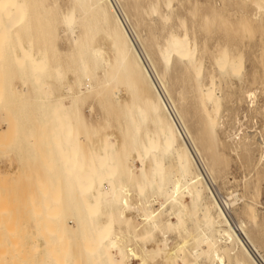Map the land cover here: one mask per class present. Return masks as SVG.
<instances>
[{
	"label": "bare ground",
	"instance_id": "1",
	"mask_svg": "<svg viewBox=\"0 0 264 264\" xmlns=\"http://www.w3.org/2000/svg\"><path fill=\"white\" fill-rule=\"evenodd\" d=\"M253 3L256 13L232 22L215 5L207 12L198 2L182 8L180 0H68L66 7L61 0H0V81L4 61L20 84L11 85L13 75L9 86L0 82V107L9 94L16 119L33 112L36 123L28 125L26 141L36 150L39 125L42 163L50 179L60 172L66 191L57 201L53 192L56 202L44 213L54 222L50 235L56 233L63 254L55 259L57 251H48L52 264H78L76 244L84 264H264V236L252 231L257 200L245 205L246 222L234 225L227 210L238 203L221 199L212 188L228 152L250 161L264 142V130L257 133L259 144L257 135L239 131L221 136L231 116L239 121L230 104L248 100L254 108L256 93L264 98V0ZM224 27L231 38L223 44L217 36L213 50L210 38ZM256 30L260 55L253 53L258 56L249 70V47L243 51L241 36ZM64 40L66 51L60 47ZM90 100L102 112L95 122L83 111ZM4 115L10 118L9 123L2 115L9 135L16 120ZM259 152L252 163L257 170L264 166L263 147ZM55 243L54 250L60 246Z\"/></svg>",
	"mask_w": 264,
	"mask_h": 264
},
{
	"label": "rangeland",
	"instance_id": "2",
	"mask_svg": "<svg viewBox=\"0 0 264 264\" xmlns=\"http://www.w3.org/2000/svg\"><path fill=\"white\" fill-rule=\"evenodd\" d=\"M61 1H62V4L65 5V7H66L67 4H68V0H61ZM182 1L183 0H180V3H181L180 7H182V8H184V6H185L186 9L187 8L190 9L191 4L198 2L200 4L201 8L204 9L205 11H207V12H211L212 11L211 9L215 5L214 8H217L218 10H220L221 14L224 17H226L227 19L230 18V17L233 18L235 16L233 19L230 18V20L232 22H236V20H238V18L247 17V15L251 16L253 14V12L256 13L255 12L256 11V6L254 5L255 3H253L254 0H212V1L211 0H195V2H193L194 0H189V3H191L190 5H189L188 1H185V0L183 2ZM207 1L209 3H211V4H213V6L211 4H209ZM206 2L208 4L204 5ZM187 3H188V7L186 5ZM221 3L223 4V7L224 6H226V7L223 8ZM176 7H178V6H176ZM180 7H178V8H180ZM208 8H210V9H208ZM228 10H230L231 15H233V14L234 15L231 16V15L227 14V12L230 13ZM235 10L238 12V14H240V15L242 14V15L240 16L237 13H235L234 12ZM261 21L264 22V15L261 16ZM223 29L224 30H221V33H219L220 35L219 34H215V36H212L213 38L212 37L210 38L211 39L210 41H212L211 44L213 45V46L210 45V42H209V46L211 48L215 47L214 44H215V40L217 39V36L221 37V39L224 38L223 39L224 41L222 40L223 44H227L228 43L229 39L231 38V36H230L231 32H228V31L225 32V27ZM142 30H141L142 36L144 34V37L147 38L148 37L147 30L146 29L144 30V28ZM160 31H161L160 29L156 30L158 35H165L164 32L161 31L162 32L161 33ZM223 32H224V34H223ZM145 33H147V35ZM244 34L247 35V36H244ZM242 35L243 36H241V37H242V41H243L242 44L243 45L241 44V47L245 46V47H243V51H245L249 47L246 50L247 52H244V53L247 54V55L244 54V57H247V58H245L246 67H247V69L250 70L251 66H253V63L255 61L254 58H256V56L260 55L259 54L260 49L258 50V47H257L260 33H259L258 30H256L254 33L252 32V35H251L250 32L245 31ZM249 35L251 37L245 38V37H248ZM255 36H257V39L256 38L254 39ZM62 37L65 38V36H63V34H62ZM212 39H214V41ZM245 39H248L249 41L246 40L247 42H244ZM252 39L256 40V41H254L255 43L253 42ZM250 42L252 44H245V43H250ZM66 43H67V41L64 40L60 44V47H61V49L63 51H66L67 47L69 49V44L68 43L66 44ZM66 45H67V47H65L66 48L65 49L63 46H66ZM101 45H102V47L104 48V50L108 54L111 53L110 52V47L107 44V42L103 41V42H101ZM247 45H249V46H247ZM250 46H251V48H250ZM252 47L254 48L253 49L254 52L252 50L249 51V49H252ZM212 49H210V50L213 51L214 49L213 50ZM253 53L258 54V55H255ZM253 55H255L254 58H253ZM248 56H249V58H248ZM207 57L209 58L210 55H206V58ZM208 58L206 60L207 63H208V61H210V60H208ZM2 63H3V65H2L3 67L1 66L2 67V69H1L2 70V80L1 81H5V83H6L7 81L11 80L13 78V76H14L12 81H9V82L10 83L14 82V83L11 84L13 86L14 85H20L19 82H18L19 80H18L17 76L15 78V74H13L14 70L13 71L9 70L8 69L9 65L7 64V66H6V63H4V61ZM208 64L210 65V62ZM208 64H206L207 67L209 66ZM3 69H4L5 72L3 71ZM11 71H12V74L10 73ZM5 73H6V75L4 76ZM7 74H11V75H7ZM99 74L101 75V73H99ZM10 76H12L11 79H10ZM70 80L72 81L73 78L70 77ZM8 84L9 83H6L7 86H9ZM249 89L251 90V88H249V87L247 88L246 87V90H249ZM238 93H239V95H238ZM240 93L243 96L242 92H240V91L238 92L237 91V98H243L240 95ZM261 96L262 95H261L260 92L256 93V97H255V104L256 105H254V108H251L250 106H249L250 108L248 107V105H250L248 100H247V103L245 102V103H242V104L237 103L236 100H235L234 101V106H233V104H230V107H232L234 110L238 109L237 112L239 114L237 113L238 114L237 115V117H238L237 119H239V121L237 122V120H235L234 116H231L229 118V120L226 121L225 131H227V132H225L224 134L221 135L222 139H225L226 135L228 133L229 134H235L237 131H239L238 134H241V136L252 135V137H253V136L257 135L256 139H257L258 144H259L260 140L263 141L262 138H260L261 135L257 134L261 130L262 131L264 130V113L261 114L262 112H264V107H262V106H264V98H263V96L262 97ZM10 97L11 96L9 94L8 95L6 94V100L8 102L10 101ZM127 98L128 97L125 94V92H122L121 99L125 100ZM6 100L4 101L3 108L0 107V110L4 109L6 107L5 110L3 111L4 114L5 113L9 114V115L12 114L11 116L14 117V118H12V120L14 121V119H15L16 122H14L15 124L13 123V125H12V126H14L15 130L13 131V129L11 128L12 132L10 131V134L8 135V133H9L8 132V128L4 125L3 122L9 121V123H10V118H8L9 116L1 114V113H3L2 110L0 111V121L1 122L3 121L2 122L3 124L0 122V157L5 155V157H2L1 160H0V164H1L0 165V264H52L51 261H50V254L51 253H49L48 251H51L52 249H53V251H51L52 253L53 252L55 253L57 251L55 254L53 253L54 257H56L55 259H58V257H60V255H58V254H61V256L63 254L61 253L62 252L61 251L62 248H60L61 247V244L59 243L60 241L56 240V237H57L56 233L53 232L54 235H53V233H52V235H50L51 234L50 232L53 231V228L55 226L53 224L54 222H52L50 220V218H47V217H50L49 214H44V213H46V211L47 212L50 211L49 208L53 207L54 202H56L57 199L59 198L58 195H60L61 198H65L66 191L63 189L64 181L61 180V182H60V180L58 179V177L60 175V172H58V171L54 174V176H56V177L50 179V176L48 175V172L45 169L46 166H44V164H43L44 163L43 162L44 159L42 160V158H44L45 150H44V146H43V141L41 140L42 139V137H41L42 132L41 131L39 132V130H40V126L39 125H36V126H38V128H36L37 131H36L34 140H36L35 143H37V144H38V139H40V141H42V142L39 141L40 144L36 145L37 146L35 148L36 150H34V149L31 150L32 147L29 148L30 147L29 146L30 140H29L28 137L30 136V133H28L29 130H27V129L29 128V126L30 127H34V125H32V124H34V122L36 121V116H34L33 112L31 113V115H29L28 118L32 119L31 122H30V120L28 118L27 119H23V120L22 119L19 120L17 118L18 119L17 120L16 117L18 115L15 114L16 110H18L17 109V104H13V105H15V106H13L12 105L13 101L12 102L10 101L9 103H7ZM5 104H6V106H5ZM97 104L98 103L95 100L94 101L90 100L86 104V106L83 108L84 113L86 112L85 113L86 117L89 120L94 121V122L97 119L102 117L101 109H100L99 105L97 106ZM8 105H10V107H9L10 109L7 107ZM91 107L94 108V111L92 113H90L91 109H89ZM261 108H263V109H261ZM6 109H7L8 112H5ZM256 109H258L259 112ZM89 110H90V112H88ZM257 112H258V114H257ZM2 115L5 116V119L7 121L6 120L4 121L2 119L3 118ZM33 117H34L35 120H33ZM25 120H27V121H25ZM234 120H235V122H234ZM17 123H18V125H17ZM26 123H27V125H26ZM192 127L195 130L193 124H192ZM18 129L20 131L23 130L21 134H22V136L24 134L23 137L26 136L24 138L25 140H23L21 134L19 135L17 133ZM6 132H8V133H6ZM11 134L13 136L17 137L18 139L15 138V140H14V137L12 139V135ZM9 137H11V139H12L14 144H12V143H11L12 145L10 144V142H12V141L10 140ZM8 138H9L10 142L8 141ZM26 138L28 139L27 141L29 143L26 141ZM5 139H7V140L4 143ZM260 144L263 147V154H264V142H262V143L260 142ZM8 145H10V146H8ZM258 146H259V151H260L262 149V147L260 145H258ZM38 148H39L40 152H39ZM259 151L257 150L253 154L254 156L252 155L253 159L250 160V161L248 160L249 162L246 161L247 159H243V157L241 158V157H238V156H236L234 154H232L233 155L232 156L228 152L229 157H226L222 167L221 166L219 167V169L217 171V174H216L217 180H216V183L214 185H212V188H213V191L215 192V194L218 197H220L221 199H225V201H227L226 199L229 200V199L233 198L230 201L233 202V200L234 201L236 200V203H238V204H235L233 207H231L230 210H227V214L229 216V219L234 225H238V223L240 221H245L244 217L242 216V212H243V210L245 208V205L246 204H250V203H254V201L257 200V202H255V205L257 203V205L255 206V210H257L256 213L258 214V215L256 214L257 215V219H258L257 220L258 223H257L256 227L254 226L255 228L253 226H250L248 228L251 230V228L253 227L252 231H253L254 235L256 233L261 234L260 232H263L262 235H260V236L258 234L255 235V236H258V237L262 238V236H264V173H263V169H262L264 166L260 165L258 167V170H257V168L255 169V167L253 168V166L255 165V160H257L258 157L260 156V152ZM244 160H245L246 163L244 162ZM2 161H4V162L6 161L7 163L5 164ZM241 161H242V163H241ZM251 164H252V168H251ZM263 164H264V162H263ZM261 166H262V168H260ZM255 175L259 178V179H257L259 182H257V180H256L257 177ZM36 177H37V179H36ZM58 183H59L60 188H58V185H57ZM44 184H45V186H44ZM50 184H51V186H50ZM42 186H44V188ZM40 187H42L43 189L40 188ZM55 188H56V190H55ZM57 188H58V192H57ZM254 188H256V189H254ZM49 189H50V191H49ZM39 190H42V191H39ZM43 190H44V192H43ZM46 190H48L47 191V196H45L43 194V193L46 194ZM54 190L57 192V194H55ZM53 192L58 197L55 196L54 194H52ZM256 193L257 194L260 193V195H257ZM51 194H52V197H54V199L56 201L54 199H53V201H51ZM233 195H234V197H232ZM250 195L252 197H250ZM30 196L32 197V199L30 198ZM235 196H236V199H235ZM258 196H259V198H258ZM255 197H257L258 199H256ZM250 198H252L253 200L252 199L250 200ZM45 200H46V203H45ZM47 205H49V207ZM32 206H34V207H32ZM44 206L45 207L47 206V207L44 208ZM33 208H37V210L34 209L35 215L33 213ZM39 209L41 210L40 211L41 213L39 212ZM47 209H49V211ZM37 211L39 212L38 214H36ZM34 216L36 217V219L38 218L37 221H36ZM44 219H46L45 222H44ZM48 219L50 220V222H48ZM41 222L43 223L42 224L43 228L41 226ZM44 223L45 224L47 223L48 225L47 224L45 225ZM50 223H52V224L50 225ZM70 224H71L70 226H72V227L74 226V224L72 222H70ZM45 226L48 227V228L50 227L52 229V231L49 228L50 231L48 232L47 231L48 228L45 229ZM43 229H45V231ZM40 234L42 236H40ZM44 234H49V236L47 235L48 237H46V238H49V239L46 240V241L44 240L45 239ZM33 238H35V239H33ZM53 239L56 240V241H54ZM57 239H58V237H57ZM263 239L264 238H262V240ZM47 241H50V243H47ZM55 242H58V246L60 244L59 247L55 248L56 250H54V248H53L57 244ZM35 244H37L36 247H35ZM48 246H50L49 250H47ZM75 246L77 247V244ZM75 246L73 248L75 249L74 252L76 253V251H78V249L75 248ZM30 248H32V249H30ZM30 250H32V251H30ZM46 250H47V252H46ZM35 251H36V254H34ZM75 253H73V254L76 255L75 257L78 258V260H79L78 264H81V263L84 264L83 262H85V259L82 262V260H81L82 256L80 255V252L78 251V253H76V254ZM260 254H261L262 257H264V244H263V246L260 249ZM74 262H77V259L74 260ZM226 263H228V260H227ZM134 264H139V263L135 262Z\"/></svg>",
	"mask_w": 264,
	"mask_h": 264
}]
</instances>
